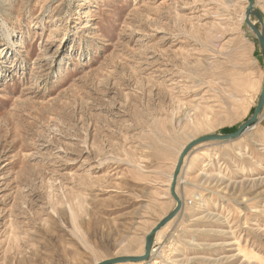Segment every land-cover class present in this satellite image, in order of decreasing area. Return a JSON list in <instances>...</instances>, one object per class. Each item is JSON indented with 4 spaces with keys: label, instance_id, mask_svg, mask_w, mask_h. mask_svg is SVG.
Masks as SVG:
<instances>
[{
    "label": "rangeland",
    "instance_id": "1",
    "mask_svg": "<svg viewBox=\"0 0 264 264\" xmlns=\"http://www.w3.org/2000/svg\"><path fill=\"white\" fill-rule=\"evenodd\" d=\"M246 4L0 0V264L144 252L176 207L184 147L257 105ZM180 176L183 207L153 239L161 264H264V106L239 138L193 147Z\"/></svg>",
    "mask_w": 264,
    "mask_h": 264
},
{
    "label": "water",
    "instance_id": "2",
    "mask_svg": "<svg viewBox=\"0 0 264 264\" xmlns=\"http://www.w3.org/2000/svg\"><path fill=\"white\" fill-rule=\"evenodd\" d=\"M255 17L256 21L258 22L260 28H258L255 23H253L250 19V17ZM246 25L249 27V29L254 33L259 47L261 49L262 57H263V65H264V21L261 13L255 8L254 0H247L246 9H245V19H244ZM264 106V69H263V79H262V85H261V91L259 95V99L257 102V105L251 115V117L244 122L234 133L231 134H224V135H205L202 137H199L195 140L190 141L184 149L181 151L174 173L172 175L171 184L169 187L170 194L172 198L174 199L176 203V207L174 210L166 215L161 221H159L155 227H153L149 233L144 238V252L140 256H122V257H116V258H110L107 260L100 261L96 264H119V263H128V262H143L147 261L150 257V251L153 244V239L155 234L163 228L180 210H181V200L177 197V194L175 192L176 183L178 180V175L181 169V165L183 163V160L187 153L195 146L205 143V142H230L237 138H239L245 131H247L251 125L257 120L258 114L261 112Z\"/></svg>",
    "mask_w": 264,
    "mask_h": 264
},
{
    "label": "bare ground",
    "instance_id": "3",
    "mask_svg": "<svg viewBox=\"0 0 264 264\" xmlns=\"http://www.w3.org/2000/svg\"><path fill=\"white\" fill-rule=\"evenodd\" d=\"M203 128V127H202ZM208 128H210L209 126H208ZM250 129V128H249ZM194 154V152H192V153H190L189 155L191 156V155H193ZM171 179H172V175L170 176V181H171ZM184 177H182V176H180V177H178V181L179 182H183L184 180ZM178 197V196H177ZM179 198V197H178ZM180 199V198H179ZM181 200V199H180ZM183 200H181V203H182V206H181V209H182V207H183V202H182ZM176 204V203H175ZM143 254V253H142ZM141 254V255H142ZM137 256H140V255H137ZM153 256H156V259L155 258H153ZM161 258V255H160V252L159 251H157L155 248H154V245L152 246V249H151V251H150V257H149V259L146 261V264H161V262L158 260V259H160Z\"/></svg>",
    "mask_w": 264,
    "mask_h": 264
}]
</instances>
